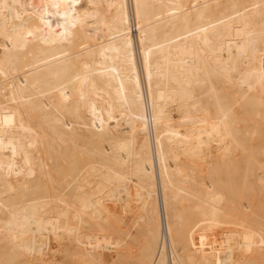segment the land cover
<instances>
[{"label":"bare ground","instance_id":"bare-ground-1","mask_svg":"<svg viewBox=\"0 0 264 264\" xmlns=\"http://www.w3.org/2000/svg\"><path fill=\"white\" fill-rule=\"evenodd\" d=\"M128 239L264 264V0H0V264Z\"/></svg>","mask_w":264,"mask_h":264},{"label":"rangeland","instance_id":"rangeland-1","mask_svg":"<svg viewBox=\"0 0 264 264\" xmlns=\"http://www.w3.org/2000/svg\"><path fill=\"white\" fill-rule=\"evenodd\" d=\"M110 229H111V228H110ZM217 230H218V228H214V229L212 228V230H210L209 232H210L211 234H214V233L217 232ZM111 231H112V230H111ZM128 240H129V241H127V242H129V243L131 244V247L128 246V244H127V247H128V249H130V252H131V251H132V253H135V252H137V251H138V252L135 254V258H134L133 260H130V259L133 258V256H132V257L130 256V258H128V261L126 260V262H125L124 259L127 258V257H129L128 254H126L127 257H124V258H123V261H124V262L121 261L122 259L119 260V262H121V263H123V264H124V263H125V264H134V262L137 263V261H136V260H137L136 257H137V255H138V253H139V250H137V249L140 248V245L138 246V245H137L136 243H134L132 240H130V239H128ZM130 244H129V245H130ZM129 247H130V248H129ZM132 247H133L134 249H131ZM137 247H138V248H137ZM128 249H127V253H128ZM133 250H134V252H133ZM176 250H178V252L180 251V247H179V245L176 246ZM132 253H130V255H131ZM132 255H134V254H132ZM59 257H60V256H59ZM61 257H62V256H61ZM61 257H60V259L63 258V259L61 260V262L66 264V263H67L66 261L69 260V259L67 258V260L64 261L65 258H64V257L61 258ZM137 258H138V257H137ZM135 259H136V260H135ZM134 260H135V261H134ZM68 262H69V261H68ZM119 262L117 261V262H114V263H112V264H117V263H119ZM62 263H61V264H62ZM67 264H68V263H67ZM119 264H120V263H119Z\"/></svg>","mask_w":264,"mask_h":264}]
</instances>
